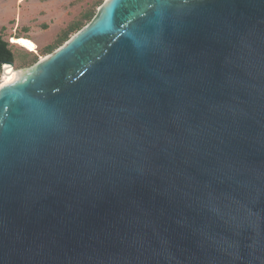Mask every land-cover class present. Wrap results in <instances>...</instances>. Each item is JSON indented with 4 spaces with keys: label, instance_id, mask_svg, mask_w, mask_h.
<instances>
[{
    "label": "water",
    "instance_id": "1",
    "mask_svg": "<svg viewBox=\"0 0 264 264\" xmlns=\"http://www.w3.org/2000/svg\"><path fill=\"white\" fill-rule=\"evenodd\" d=\"M3 66L0 264H264V0H104Z\"/></svg>",
    "mask_w": 264,
    "mask_h": 264
},
{
    "label": "rangeland",
    "instance_id": "2",
    "mask_svg": "<svg viewBox=\"0 0 264 264\" xmlns=\"http://www.w3.org/2000/svg\"><path fill=\"white\" fill-rule=\"evenodd\" d=\"M100 1L0 0V29L4 28L3 39L14 54V69L29 67L34 57L46 56L58 33L85 10L98 8Z\"/></svg>",
    "mask_w": 264,
    "mask_h": 264
},
{
    "label": "trees",
    "instance_id": "3",
    "mask_svg": "<svg viewBox=\"0 0 264 264\" xmlns=\"http://www.w3.org/2000/svg\"><path fill=\"white\" fill-rule=\"evenodd\" d=\"M103 1L104 0L99 2L98 7L102 4ZM96 9L85 10L84 13L78 19L70 22L65 29H63L58 33V35L56 36L55 44L53 46L48 47L45 50L46 54H49L52 51H54L65 41H67L71 35H73L83 26H85L94 16ZM3 31L4 28H1L0 29V73L4 63L14 62L15 59L14 54L12 53L11 50V46L3 39V35H2ZM37 60L38 59L34 57L33 60L30 61L31 63L30 65L34 64Z\"/></svg>",
    "mask_w": 264,
    "mask_h": 264
},
{
    "label": "bare ground",
    "instance_id": "4",
    "mask_svg": "<svg viewBox=\"0 0 264 264\" xmlns=\"http://www.w3.org/2000/svg\"><path fill=\"white\" fill-rule=\"evenodd\" d=\"M2 79L0 86L4 85L16 77V73L12 72L8 66H3V73L1 75Z\"/></svg>",
    "mask_w": 264,
    "mask_h": 264
}]
</instances>
